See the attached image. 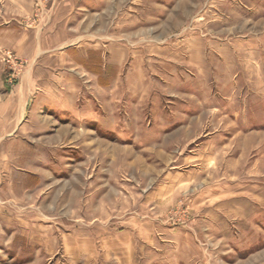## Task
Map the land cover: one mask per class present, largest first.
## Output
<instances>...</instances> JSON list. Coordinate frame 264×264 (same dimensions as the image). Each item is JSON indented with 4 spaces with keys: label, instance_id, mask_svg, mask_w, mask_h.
I'll return each instance as SVG.
<instances>
[{
    "label": "rangeland",
    "instance_id": "1",
    "mask_svg": "<svg viewBox=\"0 0 264 264\" xmlns=\"http://www.w3.org/2000/svg\"><path fill=\"white\" fill-rule=\"evenodd\" d=\"M0 264H264V0H0Z\"/></svg>",
    "mask_w": 264,
    "mask_h": 264
},
{
    "label": "crops",
    "instance_id": "2",
    "mask_svg": "<svg viewBox=\"0 0 264 264\" xmlns=\"http://www.w3.org/2000/svg\"><path fill=\"white\" fill-rule=\"evenodd\" d=\"M125 243H129V244H130L131 242H128V241H127V242H125ZM125 243H124V244H125Z\"/></svg>",
    "mask_w": 264,
    "mask_h": 264
}]
</instances>
